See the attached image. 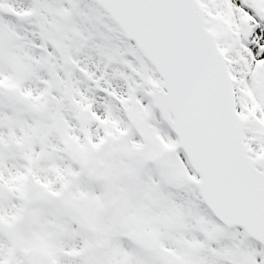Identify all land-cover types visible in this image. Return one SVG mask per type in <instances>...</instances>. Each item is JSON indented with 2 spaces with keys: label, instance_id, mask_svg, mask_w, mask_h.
I'll list each match as a JSON object with an SVG mask.
<instances>
[{
  "label": "snow or ice",
  "instance_id": "obj_1",
  "mask_svg": "<svg viewBox=\"0 0 264 264\" xmlns=\"http://www.w3.org/2000/svg\"><path fill=\"white\" fill-rule=\"evenodd\" d=\"M0 264H264V0H0Z\"/></svg>",
  "mask_w": 264,
  "mask_h": 264
}]
</instances>
